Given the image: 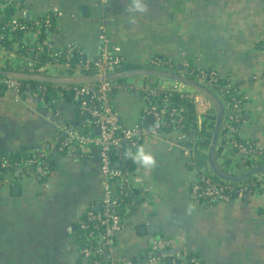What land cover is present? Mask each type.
Masks as SVG:
<instances>
[{"label":"crops","instance_id":"obj_1","mask_svg":"<svg viewBox=\"0 0 264 264\" xmlns=\"http://www.w3.org/2000/svg\"><path fill=\"white\" fill-rule=\"evenodd\" d=\"M18 2L16 17L23 16L22 9L27 17L60 13L48 34L49 44L58 51L74 46L84 57L94 58L100 36L106 34L119 55L143 69L155 57L174 62L171 72L208 92L173 77L148 80L164 89L193 93L199 100V119L211 109L218 116L222 108V127V97L190 78L183 65L217 72L247 95L240 139L264 149V0H145L143 13L129 12L131 0ZM69 77L82 82L96 76ZM116 87L114 102L122 124H144L149 114L142 90ZM79 123L77 105L63 95L53 102L36 99L31 89L25 95L10 89L0 95V154L24 158L43 153L51 166L43 180L16 172L11 182L0 186V264H84L77 229L87 210L103 198L100 150L91 145L62 153L55 146L59 126ZM211 133L213 138L214 129ZM140 146L152 152L157 163L144 168L128 156L119 163L131 194L123 211L125 228L112 241L110 255L117 262L151 264L153 242L166 238L172 245L158 252L162 260L156 264H170L175 251L197 254L202 264H264V195L245 192L226 202H197L191 196L195 167L178 133L148 135ZM210 149L203 150L208 160ZM225 154L215 153L218 164L238 158Z\"/></svg>","mask_w":264,"mask_h":264},{"label":"built area","instance_id":"obj_2","mask_svg":"<svg viewBox=\"0 0 264 264\" xmlns=\"http://www.w3.org/2000/svg\"><path fill=\"white\" fill-rule=\"evenodd\" d=\"M105 2L106 0H101ZM14 7L21 9L18 0H0V8ZM23 16L12 15L9 21L0 29V61L4 66L0 70L15 71L12 68L22 67L26 73L41 76L69 77V76H96V82L83 83L73 88L72 101L77 105L79 117L87 115L90 120H81L77 127L61 125L58 127L56 137V149L59 152H71L75 149L88 148L91 145L99 147L101 160V178L103 186V198L100 202L101 209L97 211L94 207L87 210L83 219L79 222L78 228L87 232L86 244L79 245V255L84 264H132L131 261L117 262L111 255L113 238L121 233L125 228V218L121 213L122 203L129 198L131 192L128 190V180L124 176L119 163L125 160L126 153L140 147L144 137L148 135H163L170 132L179 134V140L184 143L186 152L190 155L192 166L195 167L197 180L191 186V196L197 202L206 201L211 204L226 202L232 199L230 192L239 189V193H261L264 195V178L238 185H223L214 180L210 173L203 171L196 161L195 144L196 139L191 138L183 131V116L181 110L172 106L166 97L161 96L164 89L158 83L147 81L139 87L146 97L148 106L146 113L154 117L151 129L145 127L140 122L132 127H125L115 106L112 92L116 86L114 83L117 78H110L111 75L127 71L120 69L124 64L125 58L118 54L119 48L110 44L108 36H100L98 55L94 58L84 57V53L79 48L68 46L64 51H58L51 47L48 41V34L51 32L53 18L60 13L52 10L40 17H27V11L22 9ZM2 29L9 31L8 39L13 40V48L8 49L2 45L1 40L5 37ZM42 29L47 30V36L40 39ZM12 30L22 32L20 40H14ZM1 45L3 47H1ZM264 49V42L261 44ZM74 52L77 57H74ZM81 58V59H77ZM150 70H174L175 63L170 60L153 58L149 62ZM184 67L188 69L190 64L185 62ZM50 68L59 69L62 74H49ZM197 70L195 79L208 87L216 89L225 104V116H227V128L220 137L223 141L222 152L225 157H248L249 155L261 156L264 154L263 148L251 141H242L239 137V129L243 122V105L247 95L234 86L231 82H219L218 73L215 71ZM91 72V73H87ZM8 89L14 90L18 95H24L26 90H21V82L16 78L3 79ZM218 85V88L216 86ZM31 92L36 99H42L32 88ZM42 87V90H45ZM177 90V89H175ZM180 91V90H179ZM185 95L191 99L195 107L199 100L190 92ZM228 99V100H227ZM231 102L230 109H226L227 103ZM207 105L210 103H206ZM167 117H172L169 122ZM170 126L172 129L166 130L164 127ZM90 127V128H89ZM99 128L96 134L93 128ZM50 161L43 154H31L25 156L20 163H14L6 157L0 158V186L6 181H12L16 170L20 177H32L45 179L50 174ZM12 168V169H11ZM258 183V185H256ZM255 187L254 191H249L250 186ZM241 195V194H240ZM126 198V199H125ZM90 237H95L91 240ZM170 239L161 238L152 244L153 251L150 263L156 264L162 260L158 253L162 249L171 247ZM172 264H201L198 257L175 251L171 254ZM182 260L179 262V260Z\"/></svg>","mask_w":264,"mask_h":264},{"label":"trees","instance_id":"obj_3","mask_svg":"<svg viewBox=\"0 0 264 264\" xmlns=\"http://www.w3.org/2000/svg\"><path fill=\"white\" fill-rule=\"evenodd\" d=\"M14 13V7H6V8H0V29L11 19L10 17ZM53 22V21H52ZM53 28V23L51 26V30ZM5 37L1 40L2 45L5 48L12 49L13 48V40L8 39V34L9 31L7 29H2L1 30ZM14 40H20L22 37V32L19 30H12L11 31ZM40 39H44L47 36V30L42 29L40 32ZM74 57H77V54L74 52ZM81 59V58H77ZM143 65H138V64H133L130 62H127V60L124 61V64L120 69H125V70H138V69H143ZM9 69H13L15 71H20V72H26L22 67L18 68H12L10 67ZM206 71H210L208 69H205ZM91 73V72H87ZM190 78H195L197 70L193 71L191 67L188 68V71L186 72ZM219 82L224 83L227 82L228 80L222 78L219 76ZM8 77L1 76L0 75V95L3 94V92L7 89L6 84L3 82V79H6ZM145 78L150 79L149 76H145ZM125 77H119L117 80L123 81ZM21 82V90H27L29 87L32 88L36 93L39 94V96L42 98V100H46L48 102H53L57 97L63 95L66 99L70 100L73 97V88L75 86H78L80 84L77 83H51V82H46V81H39V80H33V79H18ZM230 82V81H228ZM42 87H45V90H42ZM127 87V86H126ZM218 88V85L216 86ZM117 90V87L115 86L112 96L114 97L115 91ZM162 97H166L172 106L178 108L181 110V114L183 116L182 124H183V131L189 135L191 138L196 139V146H195V152H196V161L199 166L203 169V171L208 172L211 174V176L214 178L215 181L223 184V185H232L237 187L238 185H241L243 183H247L250 181H255V179L258 177L259 174H254L251 175L243 180L240 181H231L227 180L223 177H221L219 174H217L211 166L208 164V154L203 153L204 148L207 149L211 146L212 142V130L215 128L216 122H217V114L214 111V109H211L208 111V114L205 116L204 119H199L195 105L191 101L189 97L185 95L183 91L175 90V89H167L161 92ZM228 100V99H227ZM232 106V103L228 101L226 105V109H230ZM229 115V111L226 112V118L225 121L223 122L222 126L224 129H221V134L225 132L227 128V122L228 118L227 116ZM242 120L244 121L245 114L243 112L242 114ZM80 122L81 120H85L84 122L90 120V118L85 115L82 117H79ZM169 122L173 121L172 117H167ZM90 128V127H89ZM166 130L172 129L170 126L164 127ZM95 131V128H93ZM244 141V140H243ZM252 142V141H251ZM223 150V141L219 135L218 142L216 145V155L219 153H222ZM264 150V149H263ZM2 154H0V158H2ZM8 159H11L15 164L20 163L23 159V156H20L19 153L17 154H10L4 156ZM264 162V154L261 155L260 157H257V155H249L248 157H238L237 160L235 161L236 165L233 168L234 165L232 159H225L223 163H219V167L225 172L230 175H239L242 173H245L249 170H251L254 167H257L259 165H262ZM51 168V167H50ZM12 169V168H11ZM13 173L16 175V170H12ZM257 180V179H256ZM258 185V183L256 184ZM257 186H250L249 191H254V189ZM239 189H235L230 192L231 197L234 198L235 196H238L240 193L238 192ZM126 199V198H125ZM128 202V201H127ZM206 202V201H205ZM126 205V200L122 203L121 205V213L123 214L124 207ZM95 209V207H94ZM96 210V209H95ZM77 241H79V244H86V236L87 232L77 229ZM91 240H94L95 237H90ZM192 256L198 257L197 254H191ZM199 258V257H198ZM179 262L182 260L178 259ZM170 264H172V259H170ZM201 262V260H200ZM186 264H190L188 261L185 262ZM202 264V262H201Z\"/></svg>","mask_w":264,"mask_h":264},{"label":"water","instance_id":"obj_4","mask_svg":"<svg viewBox=\"0 0 264 264\" xmlns=\"http://www.w3.org/2000/svg\"><path fill=\"white\" fill-rule=\"evenodd\" d=\"M0 75L5 76L8 78H16V79H33V80H39V81H46V82H51V83H88V82H96L99 80L98 77H94V79H84L87 81H73L71 77H53V76H41V75H32L26 72H20V71H10V70H0ZM134 76H166V77H173L175 79H178L180 81L186 82L188 84H193L198 89H201L202 91L208 92V90L198 84L189 81L188 79H184L181 75L171 72V71H158V70H150V69H138V70H128L124 71L121 73H117L114 75H111L110 78H119V77H134ZM91 78V77H90ZM212 95V94H210ZM222 116H223V109L220 108L219 115L217 116V122L214 128V134L212 138V143H211V149L209 152V161L211 163V167L213 170L219 174L221 177L231 180V181H240L243 180L251 175L254 174H259L264 172V164L259 165L257 167L252 168L251 170L239 174V175H230L228 173H225L220 167L219 164L216 161L215 158V151H216V145L218 142V138L220 135V127L222 123ZM154 123V117L152 115H148L145 118V127L148 129H151ZM95 133L99 134V128L95 127ZM97 211H100L101 205L98 204L97 207L95 208Z\"/></svg>","mask_w":264,"mask_h":264},{"label":"clouds","instance_id":"obj_5","mask_svg":"<svg viewBox=\"0 0 264 264\" xmlns=\"http://www.w3.org/2000/svg\"><path fill=\"white\" fill-rule=\"evenodd\" d=\"M147 9L145 0H131L129 12L143 13ZM126 155L132 159L135 164L144 168L154 167L157 163L152 152L146 150L144 146L136 148L135 152L129 150Z\"/></svg>","mask_w":264,"mask_h":264},{"label":"rangeland","instance_id":"obj_6","mask_svg":"<svg viewBox=\"0 0 264 264\" xmlns=\"http://www.w3.org/2000/svg\"><path fill=\"white\" fill-rule=\"evenodd\" d=\"M1 47H3V46L1 45ZM0 66H4V64L1 61H0ZM48 73L49 74H63L62 71H60L59 69H55V68H50ZM135 81H137L136 86L134 85ZM144 81H145L144 77H125V79H123V81L120 82V80H115L114 83L117 84V85L126 84L129 87L133 86V87H137L138 88V87L141 86V84ZM6 90H9V89L7 88ZM10 90H12V89H10ZM25 93H24V95H25ZM232 157H233V155H232ZM257 157H260V156H257ZM236 160L237 159L233 160V164L232 165H234V164L236 165V163H235ZM235 165L233 166V168L235 167ZM262 178H264V172L263 173H259V175H258V177L256 179H262ZM250 182H252V181H250ZM247 183H249V182H247Z\"/></svg>","mask_w":264,"mask_h":264}]
</instances>
